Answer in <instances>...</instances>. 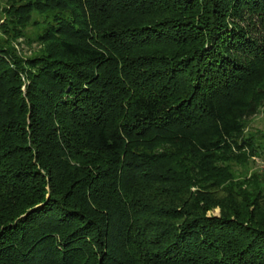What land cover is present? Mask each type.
Wrapping results in <instances>:
<instances>
[{
	"label": "trees",
	"instance_id": "1",
	"mask_svg": "<svg viewBox=\"0 0 264 264\" xmlns=\"http://www.w3.org/2000/svg\"><path fill=\"white\" fill-rule=\"evenodd\" d=\"M0 6V264H264V0Z\"/></svg>",
	"mask_w": 264,
	"mask_h": 264
},
{
	"label": "rangeland",
	"instance_id": "2",
	"mask_svg": "<svg viewBox=\"0 0 264 264\" xmlns=\"http://www.w3.org/2000/svg\"><path fill=\"white\" fill-rule=\"evenodd\" d=\"M0 6V26L3 24L4 16L1 13ZM37 18V17H36ZM41 29H37L34 27H28L24 31L25 38L29 39V42L26 43L25 38H19L18 40L12 42V45L15 46L17 51L24 57H28L30 55L35 54L41 49V45L38 44L36 37L40 34ZM5 38V36L1 33L0 30V39ZM27 39V40H28ZM247 134L256 135L257 140L264 139V109H262L255 117H253L250 121V125L247 128ZM264 166V160L258 157H252L248 162V165L244 168L236 166V169H240L243 175H249L253 172L260 173L262 167ZM261 174V173H260ZM218 210L214 212V214H218Z\"/></svg>",
	"mask_w": 264,
	"mask_h": 264
},
{
	"label": "built area",
	"instance_id": "3",
	"mask_svg": "<svg viewBox=\"0 0 264 264\" xmlns=\"http://www.w3.org/2000/svg\"><path fill=\"white\" fill-rule=\"evenodd\" d=\"M260 173L264 175V166L262 167Z\"/></svg>",
	"mask_w": 264,
	"mask_h": 264
}]
</instances>
